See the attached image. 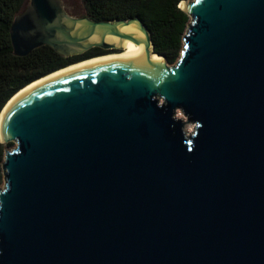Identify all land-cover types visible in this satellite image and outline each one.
<instances>
[{"label":"water","instance_id":"water-1","mask_svg":"<svg viewBox=\"0 0 264 264\" xmlns=\"http://www.w3.org/2000/svg\"><path fill=\"white\" fill-rule=\"evenodd\" d=\"M182 1L173 64L137 16H76L62 0L15 13L17 56L142 49L15 96L26 84L1 109L0 142L14 146L0 264H264V0Z\"/></svg>","mask_w":264,"mask_h":264},{"label":"trees","instance_id":"trees-1","mask_svg":"<svg viewBox=\"0 0 264 264\" xmlns=\"http://www.w3.org/2000/svg\"><path fill=\"white\" fill-rule=\"evenodd\" d=\"M181 0H83L85 14L95 20L139 17L150 32L152 51L173 64L182 48V37L188 23L180 9ZM24 0H0V111L9 98L29 82L58 70L70 63L101 54L92 47L82 54L63 56L52 47L42 45L27 55L13 53L9 28ZM11 143L0 142V185L3 174L1 161Z\"/></svg>","mask_w":264,"mask_h":264},{"label":"bare ground","instance_id":"bare-ground-1","mask_svg":"<svg viewBox=\"0 0 264 264\" xmlns=\"http://www.w3.org/2000/svg\"><path fill=\"white\" fill-rule=\"evenodd\" d=\"M183 3H184V1L181 0V1L179 2V6H182ZM107 38H108V40L111 41V42H113V41L115 42V41H116V38L113 37V36H109V37H107ZM121 46H122V50H121V52H119V53H109V54H104V55H100V56H96V57L88 58V59H85V60L79 61V62H77V63L71 64V65H68V66H66V67L60 68V69H58V70H56V71H53V72L49 73L48 75H46V76H44V77H41V78H39V79H37V80H35V81H33V82L27 84L24 88H22L21 90H19L18 93L15 94V96L18 95L19 93L23 92L24 90H26V89L29 88L30 86H32V85H34V84H36V83H38V82H40V81H42V80H45V79H47V78H49V77H51V76H53V75H55V74H57V73H59V72H61V71H64V70H66V69H68V68H71V67H74V66H76V65H79V64H82V63H85V62H88V61L97 60V59H102V58H107V57H112V56H116V55L129 54V53H132V52H135V51L140 52L141 49H142V45H141V44H135V43H132V42H130V41H128V40L123 41V42L121 43ZM152 57H154V58H160V59H161V56H158V55H156V54H154ZM15 96H13L11 99H13ZM11 99H10L9 101H11ZM8 103H9V102H8ZM8 103H7V104H8ZM7 104H6V105H7ZM189 129H191V128H189Z\"/></svg>","mask_w":264,"mask_h":264},{"label":"rangeland","instance_id":"rangeland-1","mask_svg":"<svg viewBox=\"0 0 264 264\" xmlns=\"http://www.w3.org/2000/svg\"><path fill=\"white\" fill-rule=\"evenodd\" d=\"M65 6L68 8V12L76 16H82L85 14V6L83 0H62ZM25 3V0H24ZM186 128L189 130L191 124H185ZM191 130V129H190ZM14 146V143H11L7 146V149H10Z\"/></svg>","mask_w":264,"mask_h":264},{"label":"flooded vegetation","instance_id":"flooded-vegetation-1","mask_svg":"<svg viewBox=\"0 0 264 264\" xmlns=\"http://www.w3.org/2000/svg\"><path fill=\"white\" fill-rule=\"evenodd\" d=\"M83 16V15H82ZM103 52L101 54H104V53H109V52H114L116 50H113V49H110V50H102ZM100 55V54H98ZM94 56H97V55H94Z\"/></svg>","mask_w":264,"mask_h":264}]
</instances>
